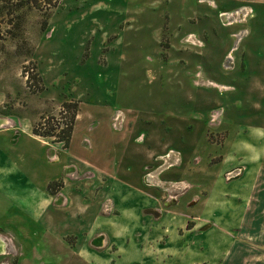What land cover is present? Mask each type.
I'll use <instances>...</instances> for the list:
<instances>
[{
	"label": "rangeland",
	"instance_id": "1",
	"mask_svg": "<svg viewBox=\"0 0 264 264\" xmlns=\"http://www.w3.org/2000/svg\"><path fill=\"white\" fill-rule=\"evenodd\" d=\"M12 1L0 0L1 109L23 114L27 123L37 118L36 124L58 116L63 102L75 103L72 152L95 166L115 160L124 166L134 148L148 153L145 181L162 189L155 220L184 190L182 182L160 183V172L193 155L205 173L215 172L220 148H207L209 142L264 120V0H58L47 14L12 12ZM167 145L183 154H164ZM230 166L220 174L225 183L239 171ZM257 178V189L264 188V156ZM255 201L264 204V196ZM217 203L212 198L206 206L204 230L229 219ZM242 214L238 255H173L165 264L202 257L198 264H264V240L249 251L258 255H242L252 211ZM255 216L264 219V210Z\"/></svg>",
	"mask_w": 264,
	"mask_h": 264
},
{
	"label": "crops",
	"instance_id": "2",
	"mask_svg": "<svg viewBox=\"0 0 264 264\" xmlns=\"http://www.w3.org/2000/svg\"><path fill=\"white\" fill-rule=\"evenodd\" d=\"M2 100L0 97V256L4 255L5 262L0 264H70L71 260L79 264H165L173 255L219 257L224 251V255H238L243 248L239 228L245 208L252 211V219L245 224L251 231L244 237L247 252L242 255H258L249 251L264 240V219L255 216L264 210V204L255 201V196H264V188L256 186L264 156V120L242 130L238 126L228 130L219 143H210L204 136L207 148H220L214 173H205L204 162L200 158L194 161L196 155L160 172V183L182 182L184 190L172 195L171 202L163 201L165 215L155 220L151 214L159 215L156 203L162 189L145 181L151 165L145 160L148 153L134 148L125 156L124 166L117 160L95 166L88 157L72 152L79 113L64 147L34 135L37 118L27 123L23 114L3 111ZM194 144L198 150V142ZM168 146L164 154H183ZM237 152L244 154L242 162L234 160ZM229 165L230 172L239 171L225 183L220 174ZM216 197L217 212L223 211L229 219L224 222L220 217L204 230L206 206ZM225 199L228 204L221 202ZM203 260L192 259L187 264Z\"/></svg>",
	"mask_w": 264,
	"mask_h": 264
},
{
	"label": "trees",
	"instance_id": "3",
	"mask_svg": "<svg viewBox=\"0 0 264 264\" xmlns=\"http://www.w3.org/2000/svg\"><path fill=\"white\" fill-rule=\"evenodd\" d=\"M57 5L58 0H15L11 2V9L12 12H14L21 8H29L47 14ZM9 12L8 10V13ZM57 115L58 116H51V119H47L48 121L45 120V117H42L41 120L43 121L36 123L33 126L32 132L34 135L40 137H54L55 141L61 142L64 147H67L77 115L76 104L63 102Z\"/></svg>",
	"mask_w": 264,
	"mask_h": 264
}]
</instances>
